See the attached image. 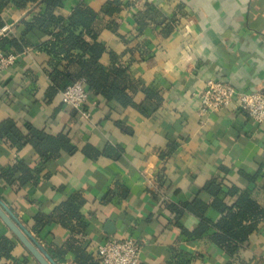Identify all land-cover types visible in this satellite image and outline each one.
Instances as JSON below:
<instances>
[{
    "label": "crops",
    "instance_id": "crops-1",
    "mask_svg": "<svg viewBox=\"0 0 264 264\" xmlns=\"http://www.w3.org/2000/svg\"><path fill=\"white\" fill-rule=\"evenodd\" d=\"M113 1L121 12L102 13ZM79 3L100 14L99 41L106 47L100 62L127 71L135 106L91 94L86 119L63 104L62 92L49 97L51 57L41 48L49 36L24 37L38 9L9 4L4 37H24L30 47L0 78V125L12 120L24 135L32 127L63 136L76 150L45 163L33 147L0 140V173L21 162L40 171L39 183L21 190L0 179V200L57 264H77L68 242L98 264L100 244L126 237L138 240L141 264H264V219L229 257L212 241L214 229L190 237L199 218H178L171 209L200 201L208 206L205 218L217 224L216 199L205 190L217 180L218 199L232 204L236 198L227 193L237 189L264 210V124L235 106L201 115L198 98L211 81L264 93V0H68L58 14L69 17ZM76 196L82 232L48 223ZM5 239L14 260L38 264L0 219ZM0 264L7 261L0 257Z\"/></svg>",
    "mask_w": 264,
    "mask_h": 264
},
{
    "label": "trees",
    "instance_id": "trees-1",
    "mask_svg": "<svg viewBox=\"0 0 264 264\" xmlns=\"http://www.w3.org/2000/svg\"><path fill=\"white\" fill-rule=\"evenodd\" d=\"M68 0H1L0 1V31L5 23L2 18L3 11L13 5L19 10H25L29 6L38 9L29 23H25V34L38 31L49 40L41 47L51 57L52 71L50 79L52 86L48 96L53 97L59 92H64L77 81H84L86 89L97 97L106 101H115L123 107L135 106L132 96L129 95L127 84V71L124 68H105L100 60L106 52L105 45L99 41V13L84 3H79L69 17L58 14ZM121 3L113 1L106 4L102 13L113 15L121 12ZM6 39L0 37V48L5 53L16 54L22 52L30 43L26 38ZM13 52V53H15ZM113 57L115 58L114 54ZM147 97H152L147 91ZM28 134L24 135L12 120H7L0 125V140H6L12 146L22 149L29 145L37 152L45 163L57 159L61 151L69 154L75 152V148L66 137H52L44 132L28 127ZM0 179L7 185L21 190L30 184L37 185L40 179V171L31 169L24 162L13 167L5 168L0 173ZM205 190L216 200L212 208L221 214L217 224H212L205 218L208 206L200 201L187 204L182 207L171 206L178 218L186 213L193 214L200 220V225L193 233H186L190 237L202 238L209 230L214 229L212 241L218 245L229 257H233L255 232L259 222L264 219V210L251 198L247 192H239L233 189L227 193L236 199L228 204L218 199L223 189L217 180L210 181ZM82 201L78 196L64 203L59 211L48 223H57L71 233H80L85 229V223L80 215ZM76 222L77 225H73ZM39 226H44L38 220ZM66 250L76 255L77 264H94L93 260L81 247H75L70 242ZM13 243L7 239L0 241V257L7 264H20L11 256Z\"/></svg>",
    "mask_w": 264,
    "mask_h": 264
},
{
    "label": "built area",
    "instance_id": "built-area-1",
    "mask_svg": "<svg viewBox=\"0 0 264 264\" xmlns=\"http://www.w3.org/2000/svg\"><path fill=\"white\" fill-rule=\"evenodd\" d=\"M7 31V28L2 29L0 37H4ZM19 58V54L5 53L0 48V78L17 63ZM90 96L85 82L81 80L62 92V102L66 107L80 112L84 118L90 119L91 113L87 110ZM198 98L201 115L220 112L235 106L253 123L264 124V93L262 92H239L229 83L211 81ZM97 261L98 264H141L139 242L132 237L107 240L97 247Z\"/></svg>",
    "mask_w": 264,
    "mask_h": 264
},
{
    "label": "water",
    "instance_id": "water-1",
    "mask_svg": "<svg viewBox=\"0 0 264 264\" xmlns=\"http://www.w3.org/2000/svg\"><path fill=\"white\" fill-rule=\"evenodd\" d=\"M0 219L38 264H57L0 200Z\"/></svg>",
    "mask_w": 264,
    "mask_h": 264
}]
</instances>
